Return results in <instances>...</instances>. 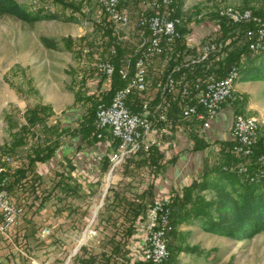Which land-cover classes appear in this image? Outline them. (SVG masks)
<instances>
[{"label": "rangeland", "instance_id": "374dc122", "mask_svg": "<svg viewBox=\"0 0 264 264\" xmlns=\"http://www.w3.org/2000/svg\"><path fill=\"white\" fill-rule=\"evenodd\" d=\"M152 1L121 0L120 9L131 15V20L127 28L121 27L116 32L101 14L96 0H16L27 11H41V15L50 14L57 18H41L33 26L11 17L0 18V160L10 158L12 166L6 169L15 170L22 167L26 155L43 140L51 138L50 142L58 140L61 144L52 160L36 164L37 171H44L43 176L26 173L22 186H17L15 192L10 193L23 212L10 240L0 235V251L3 257L8 255L2 259L3 264H30L32 260L37 264H74V257L81 247L89 254L99 256L109 250L111 242L116 243L119 239L113 224L123 220L119 207L125 201L153 190L156 181L164 180L165 183L167 170L175 175L183 173L179 165L172 163L177 153L172 147V155L162 152V162L167 163L157 177L147 166L136 167L132 158L125 157L118 163L110 160L108 171L99 178L100 159L107 153L113 157L118 151V145L117 151L113 149L110 130H102L100 139L89 148L83 145L78 148V140L73 137L78 119L89 106L88 97L98 95L100 100L104 96L102 92L109 91L111 80L100 84L104 78L98 65L109 63L115 71V63H121L119 75L126 83L122 75L132 71L148 37L139 30L137 19L154 13L150 6ZM222 9L237 13L250 10L254 15L264 17V0H172L169 12L181 21V26H174L175 35H179V28H186L188 34H182L186 41L191 32L203 30L206 35L196 44L199 48L218 42L219 26L215 20L218 17L226 19L224 14H218ZM43 39L54 42L56 50L45 48L41 42ZM226 42L230 43V40ZM176 44L162 55L147 59V91L135 96L141 103L148 104L150 115L160 103L167 107V115L170 111L166 133L159 141L155 138L160 146L182 139L185 145L188 142L186 146L191 147L190 151L198 153L197 163L205 156L201 168L191 174L185 172L187 175L178 183L172 174L171 191L161 196L171 202L175 197H181L193 182L216 179L217 172L210 170L220 162L217 154L222 149L221 144L216 146L218 143L215 141L218 140L212 138L214 132V138L218 136L213 125L217 116L208 128H202L198 121L182 119L184 106L176 105L177 97L156 91V85L164 83L171 67L193 59L199 51L198 48L196 53L180 56L175 51ZM241 44H232L226 53L235 51ZM84 49L88 52L84 53ZM236 78V74L232 75L230 98L220 108V111L224 105L231 108L233 123L219 137L224 136L225 142L232 141L231 129H235L237 119L245 115L250 116L249 127L258 132L256 144L260 139L264 142V83L246 82L247 77L244 76L238 82ZM34 108L40 109L39 114L46 118V126L69 129L70 134L59 136L58 128L54 133H47L42 124L29 126L27 118ZM154 118L153 114V121ZM24 125L31 127L30 133L19 132ZM194 134L204 141L198 149L194 148ZM211 143H215L216 152L212 151ZM153 146L161 152L156 142ZM255 163L258 165L255 174L264 176V156L257 157ZM73 171L78 174L75 178L71 175ZM245 171L244 164L239 165L237 172ZM157 197L153 199H162ZM190 197L192 201L186 205L188 209L193 206L197 209L201 206L199 202L205 205L219 199L212 190L190 192ZM73 217L74 222L71 221ZM145 224L146 219L136 223L134 234L120 246L122 251L118 257L122 258L117 261L141 262ZM43 229H49L50 234L43 237ZM170 229L169 264H264V232L251 238L230 239L186 223L171 225Z\"/></svg>", "mask_w": 264, "mask_h": 264}, {"label": "trees", "instance_id": "16d2710c", "mask_svg": "<svg viewBox=\"0 0 264 264\" xmlns=\"http://www.w3.org/2000/svg\"><path fill=\"white\" fill-rule=\"evenodd\" d=\"M34 11L23 9L18 5L16 0H0V18L11 17L29 26H33V24L41 18L47 20L57 18L50 14H47V16L41 15V11ZM215 23L219 26V35L217 39L218 42L215 41L216 43L214 44L221 45L220 50L214 51L210 54L207 60L200 63L184 66V62L174 65L168 70L167 75L174 67L182 66L177 72H175V79L177 81H187L191 83L197 78L204 79L210 73H213L216 78H223L234 69L237 72L236 81L238 80V82L241 77L244 76L247 77L246 82L260 81L264 83V48L258 52H253L248 49L243 38V33L245 29H247V26L235 25L221 17H218L215 20ZM110 28L108 29L109 32H111ZM178 31L181 37L175 42L177 43L175 45V51L179 53L180 56L182 54L188 55L196 53L199 46H189L186 44L185 38L182 39V34L186 35L189 31H187L186 28L182 29V27L179 28ZM229 40L230 43H227L226 41ZM41 42L47 49L56 50L57 48L55 43L48 39H43ZM239 42H242V44ZM232 44L241 45H239L235 51L226 53V49ZM118 54L120 55L119 52ZM196 54L198 55V53ZM120 68L121 63L116 62L115 71L109 83V91L102 92L104 93L102 94L104 96L100 100H98V95L88 97L90 98L89 106L85 107L82 116L78 119V123L74 129L73 137L78 140V148L81 145L90 147L92 143L97 142L100 139L98 138V134H102V130H100L95 123L96 109L99 103L107 104L114 92L125 86V81L120 79ZM103 83H105V79L100 81V84ZM136 95L137 94L132 95L126 103L133 113L140 112L141 101L138 98H135ZM176 99V105H178V107L194 104L192 99L185 101H181L178 98ZM39 112L40 109L38 108H34L30 111V117L27 118L29 126L34 127L38 124H42L44 131L47 133H54L59 129V136H64L69 132V129H64L62 127L46 126V118H42L43 116L41 117ZM169 114L170 111L168 115ZM30 128L31 127L24 125L19 132L28 134L30 133ZM21 138L22 136L20 135L19 139ZM112 139L113 149L117 151V140L115 138ZM196 139H199V141ZM49 140H51V138H49ZM49 140H43L41 144L36 145L34 150L26 155L27 158L22 167L20 166L18 169L15 168V170L10 168L6 169L5 175L8 177L7 190L9 193H14L17 186H22L21 182L26 177V173L31 172L36 174V164H44L52 160L61 144L58 140H55L54 142H50ZM192 140L194 141V148L197 149L201 146V142H204L195 134L193 135ZM220 144L222 145V149L221 152L217 154V159L218 161L220 160V162L210 170L217 172L216 179L214 181H208L206 179L201 181V183L195 181L185 189V192L181 197H175L174 201L172 200L170 205L171 225L173 227L182 223L197 225L205 232L225 236L230 239L254 237L257 234L264 232V176L255 174L258 172V165L255 163V159L264 156V142L260 139L258 144H256L255 149L253 148L252 156H254L252 159V156L244 157L234 153L233 147L236 144L234 141H222ZM4 149L5 146L2 150ZM110 155L112 154L107 153L100 159L98 172L99 178L106 173L110 167V160L112 158ZM139 155L141 157H139ZM137 156L140 160H137L139 159ZM127 158H132L131 161H135L136 167L147 166L154 177H157V173L165 165L162 162L159 150L154 146L150 147L146 152L141 151L136 156H128ZM21 161H23V159H21ZM243 164L246 167V171L238 173L237 169L239 165ZM41 176L42 175H39L38 177ZM203 190H212L219 199L216 202L209 204L206 203L205 205L204 203L199 202L201 206L197 209H195L194 206L188 209L186 205L192 201L190 192L200 193ZM154 201L151 189H149L147 193L135 196L131 201H125L123 205L119 207L123 220L118 224H113L116 229V236L119 238L118 241H116V243L111 242L109 250L103 251L99 256L91 255L81 247L79 253L74 257L73 263L131 264L129 260H125L124 258L121 262L117 261L118 258H122L118 257L122 251L120 246L126 244L134 234L136 223L140 220L144 221L146 219L147 212ZM193 201L198 202L199 200ZM169 231H171L170 227ZM174 236L175 230L172 232V237ZM170 245L171 243L168 244L169 247ZM207 255L208 254H206V256ZM169 258L161 264H169ZM137 264L143 263L140 262Z\"/></svg>", "mask_w": 264, "mask_h": 264}, {"label": "built area", "instance_id": "2783aa9c", "mask_svg": "<svg viewBox=\"0 0 264 264\" xmlns=\"http://www.w3.org/2000/svg\"><path fill=\"white\" fill-rule=\"evenodd\" d=\"M121 0H96L101 14L119 31L121 27L130 25V16L120 9ZM172 0H153L150 4L154 12L141 15L137 19L140 31L148 37L141 54L134 61L132 71L122 75L126 79L124 87L118 89L110 101L99 103L96 109L95 123L100 130H110L113 138L118 141V151L111 162L118 163L128 156H135L139 152H146L156 142V137L166 133L168 124L167 107L163 104L155 106L152 115L149 113L147 103H141L140 112L133 113L127 106L128 99L134 94L147 91L146 61L153 56H160L171 47L181 35H172L173 26H181V21L172 16L169 9ZM218 14H225L226 20L235 25H246L243 33L244 41L250 51L258 52L264 48V17L254 15L250 10L242 13H231L220 10ZM221 45L207 43L199 48L198 55L185 62L184 66L200 63L208 59L211 53L219 51ZM88 50L84 49V53ZM115 53V51H111ZM180 67H174L167 75L163 84L156 85V91L161 95L177 97L181 101H194L192 105L183 107L182 119L195 120L201 123L202 128H208L210 122L218 115L221 105L230 98L226 91V80L237 72L233 69L225 77L216 78L213 73L204 79H194L191 83L177 81L174 77ZM98 69L105 80L113 76L114 68L109 63H100ZM250 116L243 115L239 120V127L231 129L230 139L236 144L234 152L244 157L252 155L257 141L258 132L249 127ZM158 123V124H157ZM101 134H98V138ZM12 166L10 158L0 160V235L10 240L12 232L19 226L22 207L14 203L7 190L8 177L5 175L6 167ZM171 200L162 198L155 200L147 212L145 224V237L141 249V262L143 264H161L169 258L168 237L171 227ZM49 229H43L41 235L46 237ZM31 264H37L31 261Z\"/></svg>", "mask_w": 264, "mask_h": 264}, {"label": "crops", "instance_id": "0c3cea01", "mask_svg": "<svg viewBox=\"0 0 264 264\" xmlns=\"http://www.w3.org/2000/svg\"><path fill=\"white\" fill-rule=\"evenodd\" d=\"M129 16L131 18V15H129ZM204 35H206V33L203 30H201V31H193V32H191V34L187 38L186 44L189 45V46L196 45L198 43V41ZM237 84H238V82H237ZM237 84L235 86H237ZM232 123H233V118H231V108L228 107L227 105L226 106L224 105L222 107V110L220 111V113H218L215 122L213 123V125H214V127L216 129V132H218V136L216 135L217 138H214V136L216 134L215 132L213 133L214 136L212 137L213 139L218 140V141H215L216 143H218V144H216L217 147H218V145H220V143H219L220 141L222 142V141L225 140V137L224 136L223 137H219L220 136V133H225L228 130V128H231ZM162 136H164V135H158L157 138H156L157 141H159ZM219 139H221V140H219ZM226 139H228V138H226ZM157 141H156V145L158 147H160V150H161V152L159 151L160 154H162V152L165 153V154H167V152H169V154L172 155V152H173L172 147L176 149V152L177 153L173 156L174 158H176V160H175V162H172V163H175V165H179L181 167L180 170L183 172L181 174L178 173V175H175L173 172L167 170V171H165V174H164V176H165L164 179L166 180L165 183H164V180H162L163 182H160V181H156L155 182L154 189L151 190V191H152L153 197L154 196L155 197L158 196L157 198L159 199V198H162L161 196H164V194H167L168 192L171 191V185L172 184H170V183L172 182V179H171L172 178L171 177L172 174H174V181H175V183H178L182 177H185V175H187L189 173L191 174L194 171L197 172L201 168L202 161H203V159H204L205 156H203L200 159V162L197 163L196 162V158H197V154L198 153H194V152L190 151V148L191 147L189 148V147L186 146L188 144V142L185 145V143H184V141L182 139H178V140L175 139L172 144L170 142H168V144H166V145L164 144L165 146L164 145L163 146H160V144H158ZM181 143H183V144H181ZM216 146H215V143L214 144L211 143V146L210 147H212L211 148L212 151L216 152L215 151L216 150V148H215ZM105 148H107V147H105ZM183 167H185V168H183ZM163 168H165V167H163ZM36 175L37 176H39V175H42L43 176L44 175V171L43 170L42 171H40V170L37 171V169H36ZM71 175L73 176V178H75L76 176H78V174H75V171H73ZM167 182L169 184H166ZM160 183H161V185H160ZM71 221L74 222L75 221V217H73L71 219ZM47 251H49V250H47ZM77 251H78V248L76 249V253H77ZM2 255L3 254L0 251V264H3L2 263V259L6 258L8 256V255L5 254L4 257H3ZM140 259H141V257H140Z\"/></svg>", "mask_w": 264, "mask_h": 264}, {"label": "bare ground", "instance_id": "6f19581e", "mask_svg": "<svg viewBox=\"0 0 264 264\" xmlns=\"http://www.w3.org/2000/svg\"><path fill=\"white\" fill-rule=\"evenodd\" d=\"M231 13H237L236 11H230ZM225 15V14H224ZM225 17H226V15H225ZM172 35H175V32H174V26H173V28H172ZM231 77L232 76H230L229 77V79L228 80H226V91H228L229 92V88H230V79H231ZM241 118H238L237 119V121H236V123H235V129H237V127H239V120H240Z\"/></svg>", "mask_w": 264, "mask_h": 264}]
</instances>
